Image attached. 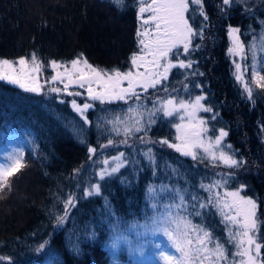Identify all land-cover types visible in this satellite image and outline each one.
I'll use <instances>...</instances> for the list:
<instances>
[{
	"label": "trees",
	"instance_id": "obj_1",
	"mask_svg": "<svg viewBox=\"0 0 264 264\" xmlns=\"http://www.w3.org/2000/svg\"><path fill=\"white\" fill-rule=\"evenodd\" d=\"M221 6L222 0H202V10L208 17L205 21L200 6L190 5L189 23L197 30L202 25L206 27L203 39L193 37V46L200 47L181 59L196 61L193 69L203 75H192L193 69H173L164 87L177 90L175 95L183 98L203 93L205 103L219 114L215 121L210 120L213 113L201 112L200 117L209 119L210 128H224L228 135L223 143L231 145L234 158L246 161L242 167L230 170L234 175L229 184L243 185V196L256 202L260 235L264 237V145L260 139L264 132V89L254 85L253 100H249L232 77L227 52V29L231 26L239 28L247 49L255 40L257 59L264 57L257 39L264 32V0H235L231 6H223V12ZM138 7L137 0H123L121 5L113 0H0V59L16 61L30 58L35 52L44 66L49 61L69 64L80 57L102 70H121L129 65L138 48ZM247 49L244 63L250 65L252 54ZM184 84L189 85L187 91ZM196 84L203 87L196 88ZM163 93V88L157 86L142 94L145 107L151 108L156 95ZM60 101L54 95L26 93L0 81V154L11 144L25 153L24 166L8 178V187L0 189V256L10 258L0 264H111L116 251L119 261L132 262L135 257L129 255L130 246L124 240L117 249L110 248L117 231L112 224L117 223V218L121 228L146 222V216L152 214L146 207L149 185L182 186L206 197L199 186L209 179V171L166 145L140 143L142 132L128 138L132 140L128 146L100 149L99 145L109 138L116 144L125 139L107 131L111 125L105 122L125 112L131 102H95L87 113L92 123L84 125L86 143L82 144L73 129L83 121L68 101ZM157 120L147 133L148 139L167 138L173 142L175 118ZM98 123L103 127L98 128ZM88 145L98 149L95 163L88 158ZM147 147H152L156 156L155 175L140 155ZM119 152L140 162L106 178L101 182L100 196L78 200L69 219L54 227L55 217L62 214L63 201L69 194L82 195L84 186L97 182L95 173L103 166L102 161ZM207 213L202 219L193 217L194 223L203 222L211 228L214 238L224 240L218 216L214 214L211 220ZM91 232L95 236L89 238ZM123 235L135 245V231H125ZM145 239L153 238L142 237L140 241ZM44 241H48L46 249L36 252ZM148 250L145 245L147 254Z\"/></svg>",
	"mask_w": 264,
	"mask_h": 264
},
{
	"label": "snow or ice",
	"instance_id": "obj_2",
	"mask_svg": "<svg viewBox=\"0 0 264 264\" xmlns=\"http://www.w3.org/2000/svg\"><path fill=\"white\" fill-rule=\"evenodd\" d=\"M234 2L235 0H222L221 11H225L223 6H231ZM113 3L121 5L123 0H113ZM137 3L139 5L138 19L141 22L137 29L140 52L133 53L130 57L134 71L98 69L80 57L73 59L70 66L59 61H49L48 67L53 74L44 81V84L50 85L47 92L56 94L63 92L68 96L86 94L87 101L98 102L101 105L116 102L128 104L131 100L133 104L125 112L105 122L111 125L110 129H106L107 131L125 137L119 141L120 144L128 145V138L142 132L144 135L139 137L142 144L166 145L193 160L201 158L200 154L203 153L204 157L219 161L229 168L242 167L246 161L237 160L233 154L225 151V147L231 148V145L223 144L228 132L224 128H210L209 119L198 115L200 112L213 113L210 117L212 121H215L219 115L214 112L211 105L205 103L207 99L205 94H198L194 98H183L171 94L167 98L157 97L152 102L151 108H146L141 103L142 94L147 93L150 88L156 89L157 86H161L164 92H168L164 82L169 79L173 69H193L196 61L181 59V56H190L200 47V45L193 46V37L200 36L203 39L206 25H202L199 30L195 29L189 23L186 14L190 10V5L200 6V14L205 21L208 20L202 10V0H137ZM239 32L238 28L229 27L231 47L227 52L233 57H239L241 61H246L245 44L240 40ZM257 39L260 41V49L264 51V32ZM256 49L254 40L247 49L252 54L250 65L248 63L242 65L235 59L233 61L236 70L235 80L243 84L244 92L249 100H253V84L256 88L264 89V75L261 74L264 72V57L257 59ZM249 70L251 71L250 81L245 79V74ZM43 72L44 64L35 52L30 58L20 57L16 61L0 59V81L16 85L26 93L36 95L44 93V84L40 82ZM191 74L203 75L195 69ZM56 83L62 84L63 88L51 86ZM72 86L85 91H70ZM195 87L203 86L196 84ZM188 88L189 85L184 84L186 91ZM173 91L176 90L173 89ZM91 102L80 104L75 99L69 102L72 110L83 121L82 125L73 129L82 144L86 143V137L83 135L84 125L91 126L92 123L87 115L89 110L95 107V103ZM60 103H66V101L61 100ZM177 115L182 121L175 124L178 143L170 142L167 138H161L159 141L148 139L147 133L151 126L158 122V117L173 118ZM97 127H103V125L98 123ZM215 132L218 134H210ZM115 145V140L109 138L107 143L100 144L99 148L108 149ZM87 150L89 160L95 163L93 158L98 154V149L88 145ZM24 155V151L19 147L0 154V189L8 187V178L24 166L22 163ZM140 155L154 169L153 175H155L158 165L153 148L147 147ZM139 162L130 160L125 152L105 158L102 161L103 166L95 173L98 177L97 182L84 186L82 195L71 193L63 201V212L56 215L54 227L63 225L69 219V213L76 207L78 200L100 196L101 182H106V178H112L122 168ZM79 171V169L74 170L76 173ZM225 175L231 177L234 173ZM227 184L228 181L223 178L208 184L201 183L199 187L209 194L207 197H201L199 193L189 191L182 186L149 185L146 189V207L152 214L146 216L144 224H134L124 228H121V222L117 218V223L112 224L113 229L117 231L114 232L110 248L117 249L121 240H124L129 244L130 250L137 251L143 256L145 245H147L149 254L145 259L148 261L154 259L155 264H264V259H261L264 237L260 235L261 222L256 215L257 204L252 198L241 195L243 185L238 190H225L221 195L219 189H226ZM210 210L220 215L221 223L225 225L227 231L226 242L214 238L211 228L203 222L194 223L193 217L202 219ZM125 231H135L137 241L134 247L132 241L123 235ZM94 236L95 232L88 234L89 238ZM149 236L153 239L140 241V238ZM160 237L166 238V241H161ZM226 244L232 245L235 251L230 252ZM47 245L48 241H44L35 251L41 252ZM75 251L78 254L79 250ZM9 259V257L0 256V261ZM112 264H118V262L113 259Z\"/></svg>",
	"mask_w": 264,
	"mask_h": 264
},
{
	"label": "rangeland",
	"instance_id": "obj_3",
	"mask_svg": "<svg viewBox=\"0 0 264 264\" xmlns=\"http://www.w3.org/2000/svg\"><path fill=\"white\" fill-rule=\"evenodd\" d=\"M187 15V14H186ZM137 18H138V14H137ZM140 20L138 19V27L140 26ZM233 28H237V27H233ZM239 29V28H238ZM137 33V32H136ZM227 36H228V44H229V47H231V37H230V35H229V28L227 29ZM239 38H240V40L242 41V38H241V35H240V32H239ZM137 39H138V37H137ZM243 42V41H242ZM228 47V48H229ZM257 48H258V45H257ZM247 49V46H246V44H245V50ZM181 51H182V49H181ZM139 52H140V46H139V44H138V48H137V51H136V53L137 54H139ZM263 56H264V54H263ZM228 58H229V62H230V65H231V70H232V77L234 78V80H235V76H234V73H235V65H234V63H233V61H234V59L236 60V61H238V62H240L242 65L244 64V62L245 61H241L240 60V58L239 57H233V56H231V55H229L228 54ZM69 66H70V63L68 64ZM17 67H18V65H17ZM95 67V66H94ZM98 68V67H97ZM98 69H100V68H98ZM129 70H133L134 71V69H132V66H131V63H129V65L127 66V67H124V68H122L120 71L121 72H125V71H129ZM143 69H141V71H142ZM53 73H52V70H51V68L50 67H48V65H46V66H44V72H43V74L40 76V82L42 83V84H44V81L46 80V79H48L49 77H50V75H52ZM245 79L246 80H251V74H250V76H249V74H248V72L245 74ZM236 81V80H235ZM1 82H4V83H6V84H9V83H7V82H5V81H1ZM236 83L238 84V86L240 87V89H241V92H244V86H243V84L242 83H240V82H238V81H236ZM10 85H12V84H10ZM13 86H15V87H17L16 85H13ZM50 85H48V84H44V94H47V95H54V96H56L57 97V99H59V100H64V101H68V102H70L71 100H73V99H75L78 103H80V104H82V103H84V102H91V101H87V97H86V94L85 95H82V96H68V95H66V94H64L63 92H61L60 94H56V93H49V92H47V89H48V87H49ZM51 86H56V87H60V88H63V85L62 84H59V83H56L55 85H51ZM254 86V84L252 85V87ZM17 88H19V87H17ZM70 91H80V92H84L85 90L84 89H80V88H78V87H76V86H72V87H70V89H69ZM139 91V90H138ZM175 92H177V90L175 91ZM173 90H168V92L167 93H163V94H157L156 95V97L153 99V101H155L156 100V98L157 97H160V98H167V96L169 95V94H171V95H175L176 93H175ZM33 94V93H32ZM133 103V101H129L128 103ZM91 103H95V102H91ZM141 103H143V104H145V103H147L144 99L141 101ZM70 104V103H69ZM71 106V105H70ZM201 113V112H200ZM200 113L198 114L199 116H200ZM175 118V123L177 124V123H182V121L179 119V115H177V116H175L174 117ZM184 123H186V121H184ZM174 130H175V139L173 140V142H177L178 143V141L176 140V136H177V132H176V128L174 127ZM210 134H218V132H216V133H210ZM225 139V138H224ZM260 139H261V142L263 143V145H264V132L263 133H260ZM128 141H129V139H128ZM130 142H132V140H130L129 142H128V145L130 144ZM224 144V143H223ZM128 145H123V144H120V143H117L116 145H115V147L114 148H116V147H119V146H121V147H124V146H128ZM225 145V144H224ZM18 146L17 145H14V144H11V145H9V147L6 149V150H4L2 153H7V152H9V151H11L12 149H14V148H17ZM170 150L172 151V152H175V153H179V152H176L174 149H171L170 148ZM225 151L226 152H228V153H231L230 152V150H229V148H227V147H225ZM1 153V154H2ZM180 154V153H179ZM112 157V156H111ZM111 157H109V158H111ZM200 157L201 158H198L197 160H194L195 161V164H200V165H198V166H203V169H206V170H208L209 171V179H206V181L204 182V184H208V183H210V182H212V181H214V180H219V179H221V178H223V179H226L227 181H228V184H227V186H226V189L225 188H221V189H219V191L221 192V195H223V192L225 191V190H228V191H234V190H238V189H240L241 187H236V186H232V185H230L229 184V176H227V175H225V174H227V173H229L230 172V170H232V169H234V168H229V167H227V166H225V165H223L222 163H220L219 161H213V160H211L210 158H206V157H204V155H203V153H201L200 154ZM191 158V157H190ZM200 188V187H199ZM205 194H206V197L209 195L207 192H205ZM241 195H243L242 194V192H241ZM208 212H210V213H207V217H209V219H211V220H214L215 219V215L213 214V211L212 210H210V211H208ZM217 216H218V218H219V221H220V223H221V217H220V215H218V214H216ZM256 215H257V210H256ZM221 224H223V223H221ZM223 228H224V240H220L221 242H226L227 241V231H226V228H225V225L223 224ZM160 239H161V241H166V238H164V237H160ZM134 247V246H133ZM226 247L227 248H229L231 251L230 252H232V251H235V248L232 246V245H230V244H226ZM128 252H129V255L131 256V258L132 257H135V259L132 261V262H121V261H119L118 260V256H117V251L115 252V253H113V257H111V259L113 260V259H115L117 262H118V264H155V260L153 259L152 261H148V260H146L145 259V257H147L148 256V254H149V250H148V254L146 253V252H144V255L142 256V255H140L137 251H134V250H128ZM111 264H112V262H111Z\"/></svg>",
	"mask_w": 264,
	"mask_h": 264
}]
</instances>
